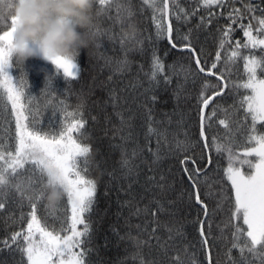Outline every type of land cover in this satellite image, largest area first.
Listing matches in <instances>:
<instances>
[{
  "label": "trees",
  "instance_id": "obj_1",
  "mask_svg": "<svg viewBox=\"0 0 264 264\" xmlns=\"http://www.w3.org/2000/svg\"><path fill=\"white\" fill-rule=\"evenodd\" d=\"M248 2L244 0L241 4L236 0L235 7L245 13L243 24L251 21L253 29H258L262 13L257 10L253 19L245 7ZM251 4L264 9L262 0H251ZM171 7L182 17H168L177 47L167 43V32L163 39L156 36L153 9L144 0H109L105 5L95 0L88 30L92 43L73 61L78 67L77 78L65 77L62 70L39 59H29L23 67L10 59L6 69L14 84L24 89L22 102L31 110L29 118L35 128L44 133H58L64 124L80 116L86 122L84 135L74 133L81 143L90 146L85 175L97 185L95 203L87 214L91 223L90 243L82 245L91 249L85 257L86 264H178L177 257L182 264H232V260L241 264L239 250L232 248L229 202L218 206L223 183L234 210V194L224 176L227 154H218L211 147L214 136L226 142V129L218 122L224 118V113L220 111L212 118L211 127H208L209 121H205L206 140L202 139L199 97L206 81L222 86L216 79V74L221 72L235 82L247 79L245 61L228 60L236 42L243 43L246 37L234 26L230 44L219 49L221 33L230 23L227 13L231 3L224 8L216 5L205 8L201 0H176ZM6 16L0 13V30H6ZM254 34L264 38V33ZM189 42L196 55L184 47ZM218 50L222 58L217 68L212 69ZM239 51L244 56L264 55V49L259 47ZM154 54L164 66L155 80L152 79ZM197 56L205 72L197 67ZM208 70L214 74L208 76ZM44 72L50 76L46 82ZM257 75L264 78L259 70ZM213 91L209 88L207 94L212 95ZM230 91L231 85L225 89V95L217 96L206 115L216 102L231 111L230 106L239 103V96L251 94L243 88L228 94ZM12 113L11 102L0 88V136L4 137L5 146L14 150L15 116ZM244 115L241 110L239 116ZM247 123L251 125L250 118ZM150 125L156 129L153 134L148 133ZM232 127L235 128V124ZM206 143L210 147L206 148ZM157 149L158 158L153 155ZM125 154L132 168L130 175H126L127 168L121 167ZM80 159L82 162L84 158ZM181 161L186 162L192 179L185 173ZM197 165L201 170L199 175ZM243 170L248 171L247 167ZM193 180L197 187H193ZM51 191L49 189L47 195ZM197 193L208 208V217L196 203ZM6 200V207L0 209V241H10L14 232L26 231L30 219L31 207L27 200L21 205L15 192ZM47 205L49 200L45 198L38 206L41 224H46L48 231L69 234L60 233V220L49 215L55 210ZM58 205L57 214L63 215V209L68 208L66 196L60 197ZM146 206L147 213L144 212ZM67 215L70 217V210ZM200 220L205 221L207 248L202 243ZM237 222L246 229L242 219L232 221ZM34 239H40L39 233ZM20 243H24L22 238ZM248 258L252 259L250 255ZM21 261L27 264L26 257H22L15 245L0 250V264H21Z\"/></svg>",
  "mask_w": 264,
  "mask_h": 264
},
{
  "label": "snow or ice",
  "instance_id": "obj_2",
  "mask_svg": "<svg viewBox=\"0 0 264 264\" xmlns=\"http://www.w3.org/2000/svg\"><path fill=\"white\" fill-rule=\"evenodd\" d=\"M98 2L100 5H105L109 3V0H98ZM144 3L153 9L156 36L163 39L167 32L169 43L173 47H177L172 39L171 24L165 30V21L170 15H174L176 19L182 18L180 12L171 7L176 3V0H144ZM229 3L232 4L227 13L230 23L221 33L219 49L223 50L226 45L230 44L235 27L243 31L246 41L236 42L235 47L230 51L228 60L235 63L237 58L243 59L247 79L235 82L230 78H225L224 72H221L216 74V79L221 82L222 86L214 85L210 81L205 82L199 97L202 104L200 135L202 139L206 140L205 121H209L208 127H211L212 118L217 117L218 112L222 111L224 118H220L218 122L226 129V142L221 141L218 136H214L211 147H214L218 154H227L228 164L224 169V176L231 184V193L234 194V210L231 206V196L223 183H221L218 206L222 207L225 201L229 202L232 215L229 217L228 223L233 228L232 248L239 250L241 264H253L255 260H258L259 264H264V131H262L264 129V78H259L257 75L258 70L264 73V55L257 56L250 53L244 56L239 51L240 48L249 47L264 49V38L254 34V32L264 33V9L259 5H252L251 0L245 4L253 19H255L254 13L257 10L262 13L259 19V28L253 29L251 21L247 25L242 23L245 13L235 7L236 0H201V4L205 8L213 5L224 8L228 7ZM239 3L244 4V0H239ZM159 4H162L163 7H159ZM177 7H179L178 4ZM180 11L184 10L180 9ZM192 14L194 15L195 12ZM129 15H131L130 11ZM184 15L187 17L188 13L185 12ZM5 19H7L6 30H0V88H3L7 94V99L12 105V114L15 116V144L14 150L12 147H6L4 137L0 136V209L6 207V197L15 192L20 197L21 205L23 201H28L31 212L28 214L30 219L27 220L26 231L14 232L10 241L8 239L0 241V245H2L0 250L4 247L11 249L15 245L22 257H26L27 264H86L85 257L91 249L82 247V245L90 243L91 223L87 214L92 211L95 203L97 185L94 180L86 178L85 175L88 170L87 157L90 154V146L81 143L77 136H74V133L85 134L82 130L85 128L86 122L80 116L71 123L64 124L58 133H44L42 129L33 126L29 118L31 110L22 102L25 95L24 89L16 86L12 77L6 72L10 66L15 17L7 15ZM201 20L203 22V18ZM184 39L187 40L188 37L185 36ZM184 47L196 55L190 42ZM221 58V51L218 50L216 60L211 65L212 69L217 68ZM73 61L57 58L53 64L57 70H62L65 77L75 79L78 75V67ZM196 64L201 72H205L198 56ZM163 67L159 58L154 54L153 80L163 70ZM206 74L212 76L214 73L208 70ZM230 85L231 91L243 88L250 90L251 94L239 96V103H233L230 106L231 111L223 108L220 102H216L211 113L206 115L204 109L213 103L216 96L225 95V89H229ZM209 88L214 89L212 95L207 94ZM231 91L228 94H231ZM241 110L245 113L243 117L239 116ZM249 118L251 125L247 123ZM149 119L151 120V117ZM233 124H235V128L232 127ZM258 124L260 125L259 129L257 128ZM155 132L156 129L150 125L148 133ZM205 147L210 146L206 143ZM135 154L134 151L133 155L135 156ZM153 155L158 158V149ZM80 158H84L82 162ZM81 163H83V167H81ZM181 163L185 165L184 170L189 179H192V173L188 170L186 162L181 161ZM192 163L195 164V160ZM129 165L130 160L126 158L125 154L121 161V167L128 169L126 175L132 173V168ZM245 167L248 171L243 170ZM196 171L199 175L201 171L199 165H197ZM192 183L193 187H197L195 180ZM49 189L59 191L61 196H66L68 208L63 209V215L57 214L60 210L58 205L60 198L54 204H49L46 207L55 210L49 215L57 216L61 223L60 233L68 232L67 235L58 234L55 230L48 231L46 224L42 225L38 219V206L45 198L49 199V195H47ZM196 203L201 205L205 217H208V208L198 193ZM69 210L70 217L67 215ZM147 211L146 206L144 212L147 213ZM137 214H139V210H137ZM23 218L24 214L22 213V221ZM241 219L243 225L247 226L246 229L238 222L232 223V221ZM198 222L201 224L202 243L207 248L208 241L203 230L205 221ZM78 225L83 227L78 229ZM37 233L40 235L39 242L34 239ZM20 238L24 243H20ZM75 249H79V251H75ZM249 255L252 257L251 260L248 258ZM229 258L232 259L231 249ZM177 260L178 264H182L179 262V257ZM232 264H236V261L232 260Z\"/></svg>",
  "mask_w": 264,
  "mask_h": 264
},
{
  "label": "clouds",
  "instance_id": "obj_3",
  "mask_svg": "<svg viewBox=\"0 0 264 264\" xmlns=\"http://www.w3.org/2000/svg\"><path fill=\"white\" fill-rule=\"evenodd\" d=\"M94 0H0V12L15 17L10 59L24 66L29 59L53 64L57 58L75 60L90 47L89 28ZM44 82L49 79L43 73ZM61 196L52 191L49 204Z\"/></svg>",
  "mask_w": 264,
  "mask_h": 264
},
{
  "label": "water",
  "instance_id": "obj_4",
  "mask_svg": "<svg viewBox=\"0 0 264 264\" xmlns=\"http://www.w3.org/2000/svg\"><path fill=\"white\" fill-rule=\"evenodd\" d=\"M166 24H167V27H168V25H169L168 18L166 19ZM216 97H217V96H216ZM216 97H215V98H216ZM215 98H214V100H215ZM211 104H212V103H210V105H211ZM210 105H209V106H210ZM207 109H208V108H207ZM207 109H204V113H206Z\"/></svg>",
  "mask_w": 264,
  "mask_h": 264
},
{
  "label": "bare ground",
  "instance_id": "obj_5",
  "mask_svg": "<svg viewBox=\"0 0 264 264\" xmlns=\"http://www.w3.org/2000/svg\"><path fill=\"white\" fill-rule=\"evenodd\" d=\"M166 41H167L168 44H170L169 41H168V36L166 37Z\"/></svg>",
  "mask_w": 264,
  "mask_h": 264
},
{
  "label": "rangeland",
  "instance_id": "obj_6",
  "mask_svg": "<svg viewBox=\"0 0 264 264\" xmlns=\"http://www.w3.org/2000/svg\"><path fill=\"white\" fill-rule=\"evenodd\" d=\"M40 241V239L37 241V242H39ZM55 259V258H54Z\"/></svg>",
  "mask_w": 264,
  "mask_h": 264
}]
</instances>
